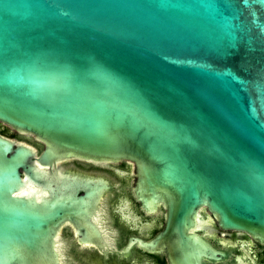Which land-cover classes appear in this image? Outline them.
<instances>
[{
    "label": "water",
    "instance_id": "water-1",
    "mask_svg": "<svg viewBox=\"0 0 264 264\" xmlns=\"http://www.w3.org/2000/svg\"><path fill=\"white\" fill-rule=\"evenodd\" d=\"M0 125V264L87 236L101 189L72 159L133 163L177 264L210 250L203 208L264 242V0H0Z\"/></svg>",
    "mask_w": 264,
    "mask_h": 264
},
{
    "label": "flooded vegetation",
    "instance_id": "flooded-vegetation-1",
    "mask_svg": "<svg viewBox=\"0 0 264 264\" xmlns=\"http://www.w3.org/2000/svg\"><path fill=\"white\" fill-rule=\"evenodd\" d=\"M0 133L9 136L1 129ZM61 168L75 175L78 186L81 183L80 195L86 193V184L101 189L85 219L87 236L79 225L62 227L63 264H177L160 248L149 245L163 231L167 212L164 206L159 211L144 210L135 192L133 163L72 159ZM200 216L205 220L203 228L191 233L199 235L210 250H202L199 261L189 264H264V242L246 232L222 229L206 208Z\"/></svg>",
    "mask_w": 264,
    "mask_h": 264
},
{
    "label": "rangeland",
    "instance_id": "rangeland-1",
    "mask_svg": "<svg viewBox=\"0 0 264 264\" xmlns=\"http://www.w3.org/2000/svg\"><path fill=\"white\" fill-rule=\"evenodd\" d=\"M0 129L3 130L4 132L8 133L11 138H20L21 137V136L17 135L15 132L11 131L10 129H8V128L2 126V125H0ZM180 262L183 263V264H189L188 261L186 260V257L184 255H182L180 257Z\"/></svg>",
    "mask_w": 264,
    "mask_h": 264
},
{
    "label": "bare ground",
    "instance_id": "bare-ground-1",
    "mask_svg": "<svg viewBox=\"0 0 264 264\" xmlns=\"http://www.w3.org/2000/svg\"><path fill=\"white\" fill-rule=\"evenodd\" d=\"M97 206H98V205H97ZM97 209H98V208H97ZM92 214H93V212H92ZM93 215H94V214H93ZM90 217H93V216L90 215ZM204 222H205L204 218L201 217V216H198L196 227L199 228V229L203 228V224H204Z\"/></svg>",
    "mask_w": 264,
    "mask_h": 264
}]
</instances>
